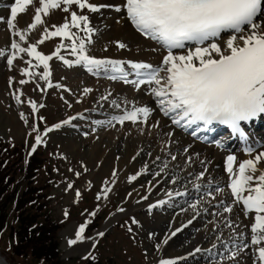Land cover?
<instances>
[{"label":"rangeland","instance_id":"1","mask_svg":"<svg viewBox=\"0 0 264 264\" xmlns=\"http://www.w3.org/2000/svg\"><path fill=\"white\" fill-rule=\"evenodd\" d=\"M123 1L111 0L108 3L111 7H118ZM6 2L8 0H0V14L6 11V8L3 7ZM116 16L118 20L130 25L126 20L128 18L125 11H117ZM258 21L264 22V11L258 17ZM6 29L7 27L0 29L1 36L4 35ZM5 34L4 36L8 39L5 54L8 57L9 53L15 52V49L11 48V44L17 38L8 32ZM227 37L229 35L222 37L221 40L224 41L222 46L226 44ZM16 65V69H20L18 63ZM6 66H9L6 58H1V75L4 74L5 69H8ZM69 71L71 70H62L58 66L54 68V71L52 69L53 76L57 72H61V81L65 84L69 82ZM20 76L23 74L16 71L11 77L9 76V79L14 77L17 80V77ZM6 80L3 95L7 99L8 105L6 106L9 111L7 113L3 108L5 106L0 104V164L7 169L6 193L11 195L6 199V202H0V208L8 213L6 227L4 226V230H0V256L7 264H44L42 260L35 259L31 252L28 254L20 252L21 254H19L14 251L15 245L18 243L16 236L22 228L18 223V216L21 213L15 208L13 196L16 194V199H21L28 187L37 192L35 198H38L32 212H35L37 207L42 209L41 213L36 215L37 222H43L45 215H50L55 224L62 226L60 232L64 228L60 233L63 264H86L83 262L84 257L93 250V241L97 239L96 237L89 240L84 237L76 244H70L69 241L76 239V233L79 230L76 221L86 226L91 224L92 229L97 226V233L103 232L102 237L99 236L98 264H159L160 259H170L175 264H215L216 262L221 264L233 255L236 256L229 261L238 259L237 255L240 250L231 249L226 245L231 232L229 234L226 229L215 230L216 228H212L211 224L220 223V213H218L219 215L212 214L211 218L199 220V224L184 237L176 238V229L182 225V221L178 219L161 220L159 218L161 211L154 210L157 207L170 206L169 202L172 203L174 199L152 201L151 198L147 201L150 192H139L138 187L140 186L137 183L136 174H130V167L122 165L120 161V159H124L123 152L126 141L121 137L120 139L123 141L120 139L118 142L109 140L108 132L110 130L114 137L119 136L121 131L119 124L115 122L113 115L97 111V109L103 110L104 105L89 104L86 108L92 107L95 111H92V108L84 110V115L72 117L71 124H65L64 121H69L70 116H75V113L79 114L80 110L77 111L80 109L79 106L75 105L77 107L72 109L55 106L56 102L51 100L52 95L49 93L44 98L42 105V103L30 100L24 94L21 96L19 84L18 86L14 85V91H17L19 95L12 92V88L7 84L8 79ZM41 82L43 83V81ZM51 82L52 80L49 81V83ZM48 90L50 87L47 84L46 92ZM38 94L41 98L45 95L44 92ZM144 95L148 96L149 93ZM46 99L49 101L46 102ZM32 102L36 104L35 110L32 107ZM151 104L154 111V108L157 107L153 103ZM164 117L170 121L167 116ZM57 125L60 126L56 127ZM169 128H172L171 131L174 128V134L178 133L180 136L181 133L174 126ZM37 136L40 137L39 142H37ZM91 136H101V141ZM183 137L186 136L183 134ZM100 142H103L104 147L100 145ZM113 150H115V161L114 163L109 162V169L106 171L104 170V161L108 153ZM148 153L151 152L147 151L143 154ZM176 160L180 165L175 168L177 174L173 175L171 180L181 176L184 171L187 172L188 168L185 164L179 163L178 158L173 159V156H168L159 162L162 165L166 163L170 169H173ZM179 161L181 162L182 159ZM159 163L157 168L162 166ZM107 172L109 173L106 174ZM76 173L79 175L77 176ZM134 176L136 178L132 179ZM199 176L190 175L186 182L181 184V187L192 182H199ZM200 183H202L201 179ZM163 187L164 185L158 190L161 194L166 191ZM77 192H79V196H77ZM158 192L156 191L157 194ZM189 194V201L188 198L184 200L187 202L186 207H191L194 204L200 207L204 206L206 203L204 200L209 196L204 193H194L195 195H193V192H189ZM182 201L178 200V202ZM152 203L153 208L151 207ZM26 209L29 207L26 206ZM168 212L172 213L170 210ZM23 217L26 218V215ZM110 220L112 223L108 222ZM210 231H212L210 235L205 236V232ZM196 248H199L201 253L198 258H193ZM220 251L222 254L216 256ZM189 254L193 255L186 259ZM240 264L249 263L243 260Z\"/></svg>","mask_w":264,"mask_h":264},{"label":"snow or ice","instance_id":"2","mask_svg":"<svg viewBox=\"0 0 264 264\" xmlns=\"http://www.w3.org/2000/svg\"><path fill=\"white\" fill-rule=\"evenodd\" d=\"M39 5L36 6V0H14L10 5V16L5 19L0 15V22L15 29L18 14L26 13L30 6L35 8L36 13L34 22L29 25L32 29L37 24L44 23L41 13L48 15L50 9H61L69 13L62 25L51 26L54 31H49L46 27L43 39L38 41L42 44L44 39L55 36H62L70 41L67 46L60 44L52 55L37 51L35 43L28 47L15 41L11 44L12 49L40 61L45 69L41 78L45 81L50 76L47 71L48 61L53 55L64 60L59 52L67 47L72 55L78 57L76 63H86L94 73L111 72L114 74L109 78L113 80L119 78L135 85L154 86L152 94L161 110L165 115L175 114L173 122L177 125H182L183 121H187L189 125L203 123L205 126L219 122L227 125L233 134L247 139L241 122L250 121L264 113V28L258 21V16L264 11V0H124L122 7H117L116 11H125L136 30L167 49V55L163 56L161 65L158 66L144 62H127L138 77H146L136 80L128 79L126 62L96 59L88 55L85 37H77L71 31V28L80 32L87 31L89 39L92 31L82 27L88 24V16L70 11L71 6L76 5L81 11L87 8L93 12L99 11L101 6L92 4L89 0H39ZM246 27L248 31L244 34ZM228 31L234 34L227 39L226 49H222L214 39ZM16 34L20 41H26L23 32ZM236 34H241L240 43H237ZM209 41L213 42L206 43ZM189 43L196 45L194 50L186 48ZM202 45L206 46L201 47ZM119 47L125 48L126 45L120 43ZM174 49L185 50V54L174 55ZM0 56L6 54L0 52ZM15 58L16 53H11L10 57H6L7 64L12 65ZM64 62L72 63L67 60ZM27 63L31 65L32 61ZM22 72L25 75H34L28 68ZM27 82L20 81L21 84ZM48 87H52V84L48 83ZM32 107L35 110V102H32ZM150 112L151 109L146 106L137 107L121 115L119 120L136 122L142 114L146 121ZM39 141L40 137L37 136V142ZM234 161V155L227 156L226 171L232 177L231 194L234 202L242 203L245 211L253 216V222L246 226L250 228L249 245L256 248L258 260L260 264H264V171L256 175L259 171L257 165L264 161V153L240 162L236 168ZM215 191L221 189L217 188ZM76 194L79 196V192ZM225 210L230 212L231 208L226 207ZM84 231L85 225H81L76 239L69 243L76 244L78 240H82ZM159 264L175 262L160 259Z\"/></svg>","mask_w":264,"mask_h":264},{"label":"bare ground","instance_id":"3","mask_svg":"<svg viewBox=\"0 0 264 264\" xmlns=\"http://www.w3.org/2000/svg\"><path fill=\"white\" fill-rule=\"evenodd\" d=\"M108 1L111 0H89L90 3L101 6L99 7V11L95 12L87 11L86 9L81 11L76 5H73L70 8V11H77L78 14L86 15L89 18L88 24L86 26L82 25V27L90 28L92 30L90 34V42L87 41L89 39V33L87 31L80 32L78 29L71 28V31L76 33L77 37H85L87 54L96 59L119 60L126 62L125 68L129 75L128 79L135 78L136 71L131 69L130 64L127 62H144L153 64L154 66L161 65L163 56L167 55V50L149 37V40L142 39L138 35V30H136L133 25L129 26L124 21L118 20L116 16L117 7H111ZM13 2L14 0H11L10 3ZM107 5L109 6L107 7ZM122 5L123 2L118 7H122ZM36 6H40L39 0H36ZM262 13L263 11L258 17H260ZM35 14V8L30 6L26 13L18 14L17 20L15 21V29H10L4 22H0V29L2 30L7 27L6 32L16 36L17 39L15 42L18 41V43H20L23 47H28V45L33 43L37 44V51L42 52L44 55H52L56 51L57 47L62 43L66 46L69 45L68 43H70V41L62 36L49 37L48 39H44V43H38L39 40L43 39L44 29L46 27L49 31H54L51 26L62 25L65 22V16H68L69 13H65L61 9H50L48 15L41 13L44 23L37 24L36 28L32 29L29 28V25L34 22L33 18ZM0 15L7 19L10 16V11L3 12ZM2 23L4 24L1 25ZM260 23L261 27L264 28V22ZM247 31V28H245L246 34ZM18 32H23L25 34L26 41L19 40V36L16 34ZM5 33L4 35H6ZM4 35H0V52L3 53L6 52V42L8 40ZM240 35L241 34L237 35V43H240ZM229 38L230 36L224 40L227 41ZM219 42L220 43L218 44L222 49L226 48V44L224 46L221 45L224 42L223 40ZM120 43L125 44L126 47L120 48ZM192 49L194 50V48ZM11 53L8 54V57L11 56ZM15 53L16 58L13 60V64L8 67L6 66L8 69H5L4 67V74H0V104L5 106L3 108L6 109L7 113L9 111L6 106L8 105L7 99H5L3 95V90L7 81L6 79H8L7 84H9L12 88V92L17 93V91H14V85L16 84L18 86L19 84V86H21V90L19 92L21 96L24 94V96L29 97L30 100L42 103V105L44 104V98L49 93L52 95L51 100L56 102V104H54L55 106H65L70 109L79 106L80 109H77V111L80 110L81 112L78 111L79 114L75 113V116L69 117L68 120L70 124L72 122V117L84 115V110L92 108H86L89 104L94 105L95 103H99L100 105H104L103 110L97 109V111L113 115L116 118H119L121 115H124L126 112L137 107L146 106L150 108L151 112L146 121L141 114L138 116L136 122L125 120V123H121L119 125L121 130L119 136L114 137L111 130L108 132L110 141L118 142L120 137L121 139L124 138L126 141L125 150L123 152L124 159H120V161L122 165L130 167V174H136L137 183L140 186L138 187L139 192H150L147 201L151 198L152 201L160 199L166 200L170 198L174 199L172 203L169 202L170 206L157 207L154 208V210L158 209L161 211V213L159 212L161 216H158L161 220L178 219L182 221V225L176 229V238H181L182 236L184 237L185 234L190 232L197 224H199V220L208 219L213 216L212 214L220 213V223L211 224L212 228H216L215 230L226 229L229 234L231 232L228 237L229 241H226V245L230 246L231 249L236 248L240 250L237 255L238 259H232L229 261L231 258L236 256L233 255V257L225 263L221 262V264H240L243 260H246L249 264H260L256 248L249 245L248 237L250 234V228L246 227L253 222V216L245 211L242 203L234 202V198L228 189L229 181L232 177L225 170L226 159L223 158V154L221 155L219 153L215 144L209 143L212 138L209 136L189 138L183 137L181 134L179 136L178 133H175V135L174 128L172 132V128L169 127L175 126L176 128L179 127V125L164 118L165 114L157 103L156 97L152 94L153 89L150 86L117 82L116 79L113 80L109 78L114 74L111 72L99 73V76L100 74L103 75L104 79H93L81 71V64L75 62L78 57L72 55L71 51L67 47L60 49L59 55L63 56L64 60L72 61V63H65L64 60H61L57 58V56L53 55L52 59L48 61L49 68L47 71L50 72L48 81L41 78V74L45 71V69L43 68V65L40 64L39 60L35 57L28 56L26 53H20L17 50H15ZM173 54H185V50L180 49L173 51ZM6 57L0 56V59ZM29 60L32 61L31 65L27 63ZM56 62H59L58 65ZM17 63L18 66H20V69H16ZM56 66L62 70H71L69 71L68 84L62 83L61 81L60 73L62 71L57 72L53 76L52 69L54 71ZM25 68H28L34 75L23 74L22 70ZM15 70L18 73L23 74V76L17 77V80H15L14 77L9 79V76L11 77L16 73ZM62 73H64V71ZM117 74L119 73H115V75ZM23 79L28 81L27 83L22 84L25 85L24 87L20 83ZM51 80L52 87H50V90L46 92V86ZM41 81H43V83ZM149 87L151 88V92H149V96H145L144 93L148 92ZM41 92H44L45 94L43 98H41L38 94ZM105 97L107 99H105ZM45 101L48 102L49 100L46 99ZM151 103L158 106L157 108H154V111ZM91 110L95 111L93 108ZM263 116L264 113L259 114L252 121L251 125H249L251 133L249 135L247 145L253 149H257L253 156H248L243 150H241L243 144L239 142V137L229 139L221 143L222 148L227 154L231 152L232 154H236L237 160L234 168L238 167L240 162L248 159H254L256 155L264 153V127L260 122L261 120H264ZM185 124L182 125L183 128L185 127ZM100 137L95 136L92 138H97V140L101 141ZM146 137H148V139H146ZM100 145L104 147L103 142H100ZM260 146L262 147L260 148ZM147 151H150L151 153L143 154ZM114 154L115 150L111 151L108 153V156H106V160L104 161V170L107 171L109 169L110 161L114 163ZM168 156H173L175 159L178 158V162L185 164L188 168L187 172L184 171L181 176L171 180V177L177 174V169L175 171V168H178V165L180 164H178L176 160L174 168L170 169L166 163L163 165L159 163L165 160ZM179 159H182V161L180 162ZM130 163L133 165H129ZM158 163L159 165H162L160 168H157ZM257 168L259 171L256 175H259L261 171H264V161H261L257 165ZM108 173L109 172L106 174ZM201 173H203L202 176ZM189 174L200 175L199 182H192L189 185L183 184L184 186L181 187V184L186 182L187 178L190 177ZM200 179L202 183H200ZM163 185V189H166V191L161 194L158 190ZM217 188L221 189V191H215ZM189 192H193V195L196 193L209 194L206 199L207 201L204 200V202H206L205 205L200 207L197 204H194L191 205V207H186L187 202H184V200L188 198L189 201ZM245 195H247V193H245ZM178 200L183 201L178 202ZM178 204L179 207H177ZM151 207L153 208V203ZM226 207H230L231 211H226ZM150 210L153 211L152 209ZM169 210L172 211V213L168 212ZM162 211L164 212L162 213ZM111 220L108 222H111ZM211 232L212 231L207 233L205 232V236L210 235ZM93 242V244H95L96 240ZM197 249L199 248L195 249L194 255L189 254V256H186V259L190 258L192 255L193 258H198L201 251L200 249L197 251ZM220 254H222L221 251L218 252L216 256H220ZM0 264H7L1 256ZM215 264H218V262Z\"/></svg>","mask_w":264,"mask_h":264},{"label":"trees","instance_id":"4","mask_svg":"<svg viewBox=\"0 0 264 264\" xmlns=\"http://www.w3.org/2000/svg\"><path fill=\"white\" fill-rule=\"evenodd\" d=\"M7 177V169L3 168L2 164H0V202H6V199L11 195L6 193L8 184ZM36 193L35 190L28 187L21 199H16V194L13 196L15 208L21 213L18 216V223L22 228L17 236L15 235L18 243L15 245L14 251L19 254H28V252H31L35 259L42 260L44 264H63L59 250V232L62 226L55 224L50 218V215H45L43 222H37L36 215H39L42 209L41 207H37L35 209L36 211L32 212L38 199L35 198ZM26 206L29 209H26ZM7 215L6 210L0 208V230H4L6 227ZM23 215H26V218ZM84 263L98 264L97 253Z\"/></svg>","mask_w":264,"mask_h":264}]
</instances>
